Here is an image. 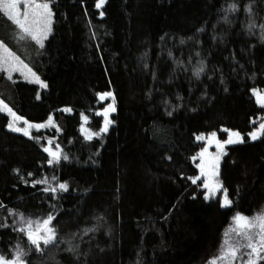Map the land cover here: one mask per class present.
Returning a JSON list of instances; mask_svg holds the SVG:
<instances>
[{"label": "trees", "instance_id": "trees-1", "mask_svg": "<svg viewBox=\"0 0 264 264\" xmlns=\"http://www.w3.org/2000/svg\"><path fill=\"white\" fill-rule=\"evenodd\" d=\"M50 6L52 32L23 55L46 86L0 69V99L29 121L51 115L55 125L27 136L9 130L0 111V249L9 254L19 243L20 214L51 213L58 238L40 251L25 247L26 264H206L234 215L264 205V135L248 136L264 114L252 96L264 90V0ZM13 29L0 11V40L11 47ZM109 91L113 123L86 139L81 114L97 131L98 94ZM222 128L243 134L220 166L227 206L189 179L196 137ZM47 138L62 150L53 164ZM45 177L67 190L32 183Z\"/></svg>", "mask_w": 264, "mask_h": 264}, {"label": "snow or ice", "instance_id": "snow-or-ice-1", "mask_svg": "<svg viewBox=\"0 0 264 264\" xmlns=\"http://www.w3.org/2000/svg\"><path fill=\"white\" fill-rule=\"evenodd\" d=\"M25 5L24 10L20 9V4ZM105 3V0H96V7L101 8ZM51 0H0V8H2L7 14L8 18L14 22L16 26L21 30V32L29 36L37 44L43 47L44 40L47 38L48 34L52 32V23H53V11L50 6ZM235 8V5H232ZM100 16H104V12L101 11ZM264 27V26H262ZM21 38H23L21 36ZM0 68H4L8 72L13 71H22L27 70L32 77L35 78L42 86H46L43 80H40V77L27 65L24 64L18 56L15 55L8 48V46L0 41ZM198 71H202L199 69ZM27 78V77H26ZM257 95V102L264 103V94L259 93L257 89L252 90ZM101 98L106 96H113L112 92H102L98 94ZM114 100V96H113ZM0 110H5L7 114L11 117L7 127L14 129L18 132H23L25 135H30L31 128H42L46 127L49 123L52 122L53 117L49 115L48 121L44 123H33L32 121L27 120L24 116L18 115L11 107L4 104L3 101H0ZM115 106L113 104L107 105L103 109L105 116L104 126L100 129L99 132H92L90 129H85L84 125H81V130L85 132L86 139H92L93 136H98L102 132L108 130V125L113 123V121L108 119L109 112H114ZM65 111H72L70 107H66ZM81 118L84 121L88 120V117L81 114ZM24 121L26 127H18L17 122ZM230 136L228 140L221 141L216 139V133L211 132L208 134L209 142H215L218 148V153L211 159H205L207 154V147L200 150L201 163L197 165L200 169V173L204 179L202 187L207 189L204 193L205 199H209L218 189H221L222 183L219 181V161L221 155H223L225 149V144H231L236 141L232 137H236L237 140L242 142V137L238 131L229 130ZM251 139H257L258 135H264V123L259 125L258 129H254L248 134ZM198 140L204 138V134L201 133L196 137ZM44 151L49 153L50 159H48V164H53L58 161L62 155L60 146L56 145V149L53 150L51 147H44ZM64 159H68L67 155H63ZM195 159V157H193ZM17 171H19L17 169ZM29 176L32 173H28ZM52 179H56L52 177ZM195 183L198 177H189ZM44 183V181L33 180L32 183ZM67 184L65 182L60 183L58 186H54L51 189L46 188L45 191H51L55 193L58 189L67 190ZM225 196L222 201V205H230L232 202L228 199L227 189H224ZM0 203V207H2ZM12 209H9V212H12ZM21 215L22 227L19 228V231L25 232L28 237V240L32 245L35 246L37 251L41 250V242L44 245H49L53 243L58 237L56 230L51 227V222L53 221V216L51 213L47 215L42 221L37 220L33 221L31 218H24L23 214ZM233 220L235 221V228L238 237H242L245 243H236L229 244L226 249L222 250L220 257L212 258V264H217L219 260L232 262L236 259L237 255H246L247 259L242 261V264H260L261 261H264V213H258L254 217H248L240 212H237ZM241 248H247L249 251L247 253H240ZM69 251H74L70 246ZM26 255L25 250L20 247L19 243L16 246V249L13 251L11 258H8L5 254L0 253V264H26L25 259L23 258Z\"/></svg>", "mask_w": 264, "mask_h": 264}, {"label": "rangeland", "instance_id": "rangeland-1", "mask_svg": "<svg viewBox=\"0 0 264 264\" xmlns=\"http://www.w3.org/2000/svg\"><path fill=\"white\" fill-rule=\"evenodd\" d=\"M19 7H20L21 10H24L25 5H24L23 3H21ZM0 11H1V12L4 14V16H5V17H6V18L12 23V25H13V27H14L13 32H12V40H11V41H12V47L9 46V45H7L5 42H4V43L8 46L9 49H11V51H12L13 53H15L16 56H18V57L20 58V60L23 61L24 64H27V61L23 58V55H24V56H25V55L27 56L29 53H31V49H32V48H34V47H36V48H37V47H40V45L37 44L34 40H32L29 36L23 34V33L21 32V30L18 28V26H16V25L14 24V22L8 18L7 14L5 13V11H4L2 8H0ZM48 35H49V34H48ZM21 36H22L23 38H21ZM47 37H48V36H47ZM0 41H2V40H0ZM27 65H28V64H27ZM28 66H29V65H28ZM29 67H30V66H29ZM30 68H31V67H30ZM0 69L4 72V74H5V76H6L7 78H11V79H13V78H17V79H18V77H19V78H21V79H23V80H26V81H28V82H31V83L37 85V86L40 87V88L44 87V86H42L39 82H37V81L35 80V78L32 77L31 74L27 72L26 69H25V70H22V71H13V72H8V71L5 70L4 68H0ZM26 77H27V78H26ZM40 80H42V79L40 78ZM257 90L259 91V93L264 94V90H260V89H257ZM109 92H111V91H109ZM113 96H114V95H113ZM113 96H106V97H104V98H101V97L98 95V99H99V109L96 110V114L100 116V127H99V129H98L97 131H94V129H92L91 127H89V126L86 124L87 121H89V120H87V121L82 120V124L84 125V128H85L86 130H87V129H90L92 132H99L100 129L104 126L105 116H104V113H103V109L106 108L107 105H109V104H113V103H114ZM252 96H253L255 102H256L260 107H262L263 110H264V103H258V102H257V95H256L253 91H252ZM0 101H2V100L0 99ZM3 102H4V101H3ZM4 104H6V103L4 102ZM6 105H7V104H6ZM114 106H115V103H114ZM0 111L3 112V113L7 116V118H8V123H9L11 117L7 114V112H6L5 110H0ZM113 113H114V112H109V114H108V119L111 120V121H112V114H113ZM18 115H19V114H18ZM47 121H48V120H47ZM33 123H44V122H33ZM261 123H264V114H262V115L256 117L254 127L252 128V130H251L250 132H252L254 129H258V128H259V125H260ZM82 124H81V125H82ZM7 125H8V124H7ZM81 125H80V132L85 136V132L81 130ZM110 125H111V123L108 125V128H109ZM17 126H18V127H21V128L26 127V125L24 124V121H18V122H17ZM48 126H55L53 120H52V122L49 123L46 127H48ZM46 127H42V128H39V129H44V130H45ZM8 129L11 130V131H13V132H17V133L24 134L23 132H18V131H15L14 129H10V128H8ZM35 130H38V129H37V128H31V129L29 130V131H30V135H31V133H32L33 131H35ZM229 130L237 131V130H234V129H226V128H222L220 131H213V132L216 133V139H217V140L225 141V140H228V139H229V136H230V132H229ZM238 132L240 133V135H241V137H242V140H243V134H242L240 131H238ZM250 132H249V133H250ZM102 133H105V132H102ZM209 133H211V132H209ZM209 133L204 134V138L198 140V141H199V149H198V151L196 152V154L194 155V157H195L194 160H195L196 168H197V174H196V177H198L197 182H199L200 187L204 190V193H205V191H207V189H205L204 187H202V185H203V183H204V179H205V177H203V176L201 175V173H200V169L197 167V165L201 163V157H200V155H199L200 150H201L202 148L207 147V154H206V156H205V159H206V160H207V159H211L212 157H214V156L218 153V148H217L216 143H215V142H211V143L209 142V139H210L209 136H208ZM249 133H248V134H249ZM24 135H25V134H24ZM30 135H27V136H30ZM248 136H249V135H248ZM259 136H260V135H258L257 138H258ZM93 137H95V136H93ZM249 138L251 139L250 136H249ZM232 139H233L234 141H236V142L231 143V144H225V145H224V149H225V151H224L223 155H221V158H220V161H219V171H220L221 162H222V160H223L224 155H225L226 152H227L228 147H229V146H232V145H234V144H236V143L241 142V141L237 140V138L234 137V136L232 137ZM251 140H253V139H251ZM56 145H59V144L57 143V141L55 140V138H53V139H52V138H47V139L45 140V144H44L43 148L47 146V147H51V148H53V150H55V149H56ZM60 150H61V147H60ZM61 152H62V150H61ZM47 154L49 155V153H47ZM49 157H50V156H49ZM61 157H62V155H61ZM61 157H60V158H61ZM219 174H220V172H219ZM218 179H219V181L221 182L219 176H218ZM44 180H46L47 182L42 183V185H43L45 188H48V189H51L52 187H54V186H58L60 183H62V182H59L57 179H52V177H49V178L45 177V178L42 179V181H44ZM221 183H222V182H221ZM222 186H223V184H222ZM224 189H226V188L222 187L221 189H218V190L215 192V194L211 196V198L218 197L219 200H220V202H221V205H222V201H223L224 196H225ZM58 190H59V189H58ZM222 206H227V205H222ZM258 213H264V205H263L259 210H257L256 212H254V213H252V214H250V215H246V216H248V217H254V216H256ZM42 220H43V219H41V221H42ZM33 221H37V220H33ZM50 226H51V225H50ZM21 227H22V221H21V219H20L19 222L16 224V227H15V232H17V237L19 238V243H25L23 246L20 245V247L23 248V249H24L25 247H27V249H28V248H34V249H35V246L32 245V244L30 243V241L28 240V237H27V235L25 234V232H22V231H19V230H18V229L21 228ZM51 227H52V226H51ZM234 228H235V221H234L233 218H232V221H231L230 225L225 229V231H224V233H223V236H222V239H221L220 248H219V250H218V252H217V254H216L215 257H220L221 254H222V250H223V249H226V248L228 247L229 244L245 243V241L243 240L242 237H238L236 231H234ZM41 245H44L43 242H41ZM16 246H17V244L14 246V248L11 250V253H9V254H8V252L6 253V252L2 251L1 249H0V253H3V254H5L8 258H11L12 254H13V251L16 249ZM27 249H26V250H27ZM248 251H249V249H247V248H241V249L239 250L240 253H247ZM25 253H26V252H25ZM25 256H26V255H25ZM25 256L23 257L24 259H25ZM213 258H214V257H213ZM246 259H247L246 255H240V254H238L237 257H236V259H235L234 261H232V262L224 261V260H219V261L217 262V264H242V261H244V260H246ZM261 262H262V261H261ZM206 264H212V258H211Z\"/></svg>", "mask_w": 264, "mask_h": 264}]
</instances>
